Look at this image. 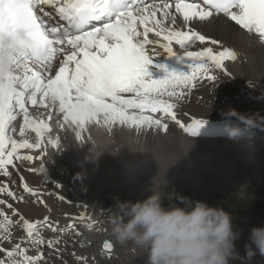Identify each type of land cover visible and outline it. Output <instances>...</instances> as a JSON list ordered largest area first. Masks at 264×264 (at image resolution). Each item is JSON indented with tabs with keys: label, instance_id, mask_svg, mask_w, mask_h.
<instances>
[{
	"label": "snow or ice",
	"instance_id": "obj_1",
	"mask_svg": "<svg viewBox=\"0 0 264 264\" xmlns=\"http://www.w3.org/2000/svg\"><path fill=\"white\" fill-rule=\"evenodd\" d=\"M171 9L170 3L153 5L146 0H0V35L7 34L23 46L12 69L0 76V170L8 175L6 166L13 163L18 149L41 147L7 135L10 129L15 131L12 122L20 114L21 136L26 128H34L39 135L47 127L33 119L29 106L58 107L65 120L77 123L101 115L151 119L143 115L146 112H161L175 119L173 104L165 97L183 95L197 81L215 82L217 77L209 64L224 68L225 60L235 58L234 51H188L193 42H204L206 37L190 28L173 27L177 19ZM213 10L264 40V0H203V6L186 0L175 2L183 25L210 17ZM169 18L171 25L165 27ZM149 33L162 36L165 42L150 40ZM173 42L184 50L182 54L173 49ZM153 43L160 44L168 59L184 64L186 70H177L149 55L146 46ZM194 123L196 128L202 126L199 120ZM3 219L10 223L8 216L3 215ZM23 224L33 245L43 243L39 222L23 220ZM0 227L8 232L4 225ZM48 244L51 246L52 241ZM0 253L4 254L0 264H37L43 258V253L29 255L21 243L10 249L0 247Z\"/></svg>",
	"mask_w": 264,
	"mask_h": 264
},
{
	"label": "bare ground",
	"instance_id": "obj_2",
	"mask_svg": "<svg viewBox=\"0 0 264 264\" xmlns=\"http://www.w3.org/2000/svg\"><path fill=\"white\" fill-rule=\"evenodd\" d=\"M146 2L153 5L165 2L172 4L171 11L177 19V24L173 27L180 28V30L190 28L206 37L204 42H193L187 49L188 51L199 52L204 48H214L216 45L213 41L217 39L220 42L223 40L220 35L222 34L226 38V34H228L231 40L227 44L224 43L225 45H233V50L237 49L245 57L249 54L251 56V52H253L255 54L253 59L257 58L260 65L256 67L250 65L246 68L248 71L245 73H249L246 75L242 74L241 68H237L235 64L227 65L226 60L224 68H216L209 64L210 71L217 77L215 82L212 80L197 81L193 87L184 90L183 95L172 98L165 97V99H170L173 104L175 119L171 115L156 112L155 114L143 113V115L151 117V119L144 120L112 119L101 115L77 123L65 120L64 114L59 112L58 107L50 105L46 109L42 106L36 108L29 106L33 119L47 127L39 135L34 128H26L24 135L21 136L20 128L23 125V115L20 114L12 122L11 127H14L15 131L10 129L7 133L13 139L27 140L33 145L39 143L41 147L18 149L12 157L13 163L6 166L8 175L0 170V187L5 189L3 195L0 193V201H3L0 203V213L8 216L10 221V223H6L3 215H0V225L8 228L6 233L4 228L0 227V247L10 249L16 243H21L22 247L28 249L29 255L35 256L43 253V258L37 264H145L146 253L141 249L130 243L134 248L131 250L129 244L121 245L116 241L108 222V211L98 217L95 215H93L95 217H63L62 214L58 216L57 211L54 212L57 214H51L53 212L51 210L57 208L61 204V200L58 201L53 196L51 198V191L47 184H82L84 179L97 184L99 178L100 180L108 179L107 181L112 178L117 180L115 176L121 174L123 162H127L132 158V155H135V151L132 150L138 149L144 155L149 146L156 149L153 155L154 163L157 165L156 174L162 171L163 174L160 175L167 174L169 177V174L171 176L178 174L177 168H173L174 163L171 162V151L176 143L184 154L187 155L193 151L198 157L208 152L217 154L220 149L227 147L230 154L240 155L241 161L249 163L251 166H257L258 159L264 157V149H261L264 148V134H259L256 125H249L241 118L244 110L260 102L254 99L259 93V89L247 90L249 87L245 86V78H247L246 76L252 77L254 73L264 77V40H261L254 32L234 27L232 24L235 22L231 21L224 13L213 12L210 17L203 20L196 18L187 22V25H183L182 15L175 12V2L169 0ZM186 2L200 3L193 0H186ZM201 5L203 6V4ZM49 10L55 14L53 9ZM157 18H160L159 12H157ZM169 25H171V18L165 21V27ZM140 30L142 31V28ZM148 38L152 41L165 42L162 36L157 37L155 33H149ZM146 47L148 54L160 62L170 63L171 67L177 70H186L184 64L174 59H168L166 51L160 44L153 43ZM172 47L177 53L182 54L184 51L175 42ZM259 47L263 51L257 54L256 51ZM259 51L261 50L259 49ZM247 62L249 63L248 60ZM185 63H187L186 59ZM253 110L251 109V111ZM55 118L57 120L53 123L56 125H53L51 120ZM157 120L161 122L156 123ZM196 120H199L202 125L200 128H196L194 123ZM170 127L178 138L173 132L170 136L167 135L171 132ZM262 127L264 126L262 125ZM193 128H196V133L193 132ZM137 131L155 132L154 139L150 141L149 135L147 137ZM258 134L260 138H258ZM10 148L9 144L8 149L10 150ZM28 156L33 159L24 158ZM261 160L264 161V159ZM235 161L237 160L226 161L227 166L240 168L242 165ZM192 163L198 169L203 165H224L213 158L203 162L194 159ZM165 171L166 174H164ZM116 182L118 183V181ZM12 184L14 187L15 184H22L20 191L16 187H12ZM9 192L15 195H9ZM51 207L52 209L49 211ZM69 214L72 215V213ZM45 217L48 218L47 224H44ZM23 220L40 223L39 238H42L43 243L33 245L29 241ZM52 228H55L56 231H53ZM5 235H9V239H3ZM103 238L113 241L114 248L110 254L103 253L99 248ZM49 240L52 241L51 246L48 244ZM3 256L4 254L0 253V258ZM231 264L237 263L232 261Z\"/></svg>",
	"mask_w": 264,
	"mask_h": 264
},
{
	"label": "rangeland",
	"instance_id": "obj_3",
	"mask_svg": "<svg viewBox=\"0 0 264 264\" xmlns=\"http://www.w3.org/2000/svg\"><path fill=\"white\" fill-rule=\"evenodd\" d=\"M232 25L236 28L240 27L236 23H233ZM227 36L229 35L226 34V38L228 39H226L222 34L220 35V37L223 39V43L222 41L219 42V40L215 39V42L217 41L216 43L222 48L215 43L216 46L214 45V48L211 47V49L214 50V53L220 52L224 49L232 48L233 45H225L231 40V37ZM259 49L261 51H259ZM231 50L234 51L236 59L226 60L229 62H226V64H235L237 68H241L242 74L248 71L246 68H248L250 65H253V67L260 65L257 58L253 59V55H255L253 52H251V56L250 54L247 55V58V56L245 57L244 54L237 49L233 50L232 48ZM235 50L238 51H236L238 54L235 52ZM262 51V48L259 47L256 53L259 54ZM250 57H252L251 59H253V61L256 63L253 61L251 62ZM246 59L249 61V63ZM242 67H244L245 70ZM245 74L247 75L249 73ZM246 77L245 86L249 87L247 90L251 91L254 88H258L259 95L257 94V97L255 96L254 99L259 100L260 102H258L257 105L244 110L243 112L245 114L243 113V116H251L253 113L264 116V103H262L264 102V77L261 75H256L255 73L252 75V77ZM251 109H254V112L251 111ZM56 120V118L51 120V123L56 125L53 123ZM163 122H165L164 119ZM262 125L264 126V123L262 124V122L259 121L256 124L258 130L257 132L259 134H264V127H262ZM170 131L171 132L167 134L169 136L173 132L172 128ZM137 133L145 134L147 137L149 135L148 138L150 141L154 139L155 132L137 131ZM259 134L258 138H260ZM175 136L178 138L176 134ZM132 151H135V155H132V158L127 162H123V170L121 174H119L120 176H115L117 180L112 178L111 180L107 181L108 179L100 180L99 178L97 184L96 182H94V184L92 181L87 179L82 180V184H47L49 191H51V198L53 196L56 197V200H61V204L58 205L57 208H49V211L51 209V212L53 211L51 214L54 215L58 213V216H61L60 214H62L63 217H98V215L101 216L104 212L108 211V216L110 217L118 211V203H127L130 206L132 203L145 199L153 192H158L161 194V196L164 198L163 204L166 207L180 204V200L178 199L180 196L188 197L191 200L199 199L207 202L210 205L223 207L226 211L232 214L234 228L240 233L239 238L235 242L236 251L240 254V256H245V244L249 242L251 229L254 226L264 225V161L262 162L261 160L264 159V157L258 159L257 166H251L249 163L242 162L240 155L230 154L227 147L220 149L217 154L208 152L204 155H199L198 157L193 151L189 152L187 155L184 154L181 147H179L176 143L174 149L171 151V162L174 163L173 168H177L178 174L175 176H171V174H169V177L166 174V171L164 172L166 175H160L163 174L162 171L161 173L156 174L157 165H155L153 159V155L156 152L155 148L149 146L145 151L147 153H144V155L141 154L138 149ZM209 158L218 160L224 165H203L198 169L196 165L192 163V160L194 159L198 162H203ZM231 159H236L237 161H235V163L241 164L242 166L240 168H232V166H227L226 161H230ZM103 167L107 169L109 168L108 166ZM116 181H118V183ZM21 186L22 184H15L16 189L19 191ZM64 186L66 187L64 188ZM12 187H14V184H12ZM0 193L3 195L4 191H0ZM56 211L57 213H54ZM69 213H72V215ZM130 243L131 242L128 244L131 246L132 243ZM132 248L133 246H131V250L134 249ZM234 261L237 264H263L264 256H261L259 253H257L250 260H246L244 262L240 260Z\"/></svg>",
	"mask_w": 264,
	"mask_h": 264
},
{
	"label": "clouds",
	"instance_id": "obj_4",
	"mask_svg": "<svg viewBox=\"0 0 264 264\" xmlns=\"http://www.w3.org/2000/svg\"><path fill=\"white\" fill-rule=\"evenodd\" d=\"M23 46L7 34L0 35V76L13 67ZM235 111L234 109L232 110ZM247 124L264 123V116L241 117ZM163 197L153 192L145 199L118 203L108 222L118 243L129 242L146 253L145 264H231L264 256V225L254 226L245 244V256L236 251L239 231L233 216L223 207L180 196V204L164 206Z\"/></svg>",
	"mask_w": 264,
	"mask_h": 264
},
{
	"label": "water",
	"instance_id": "obj_5",
	"mask_svg": "<svg viewBox=\"0 0 264 264\" xmlns=\"http://www.w3.org/2000/svg\"><path fill=\"white\" fill-rule=\"evenodd\" d=\"M101 251L105 253H111L114 248L113 241L109 238H103L99 245Z\"/></svg>",
	"mask_w": 264,
	"mask_h": 264
}]
</instances>
